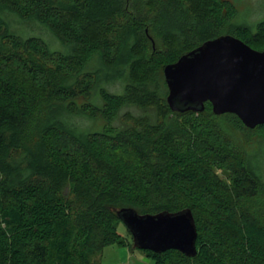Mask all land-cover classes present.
Instances as JSON below:
<instances>
[{
    "label": "trees",
    "instance_id": "16d2710c",
    "mask_svg": "<svg viewBox=\"0 0 264 264\" xmlns=\"http://www.w3.org/2000/svg\"><path fill=\"white\" fill-rule=\"evenodd\" d=\"M238 17L230 0H0V264H101L131 244L128 208L194 216L197 254L142 250L154 264H264L262 166L233 136L264 125L172 110L164 74L226 34L264 51V20Z\"/></svg>",
    "mask_w": 264,
    "mask_h": 264
},
{
    "label": "water",
    "instance_id": "95a60500",
    "mask_svg": "<svg viewBox=\"0 0 264 264\" xmlns=\"http://www.w3.org/2000/svg\"><path fill=\"white\" fill-rule=\"evenodd\" d=\"M168 103L174 111H204L211 102L217 115L235 114L250 129L264 125V51L233 35H222L165 67ZM134 246L155 252L179 250L197 254L198 236L190 210L176 214L118 211Z\"/></svg>",
    "mask_w": 264,
    "mask_h": 264
},
{
    "label": "rangeland",
    "instance_id": "374dc122",
    "mask_svg": "<svg viewBox=\"0 0 264 264\" xmlns=\"http://www.w3.org/2000/svg\"><path fill=\"white\" fill-rule=\"evenodd\" d=\"M233 2L238 11V22L243 20L250 21L252 23L264 20V0H230ZM20 27L23 29V36H40L34 32L37 30L35 23L19 22ZM37 30V31H36ZM20 33V34H21ZM229 33V32H228ZM234 140L241 146V148L253 158L254 163H261L262 174L264 178V142L259 139L258 134L252 133L250 136L243 131H235ZM222 179L230 182L228 173L219 171ZM262 198L264 197L261 195ZM259 199V200H262ZM256 205V204H255ZM120 234L125 235L130 240V245L121 246L118 244L106 247L103 252L95 257V260L101 264H154V261L146 256V254L133 246V241L127 233L126 226L120 225Z\"/></svg>",
    "mask_w": 264,
    "mask_h": 264
}]
</instances>
